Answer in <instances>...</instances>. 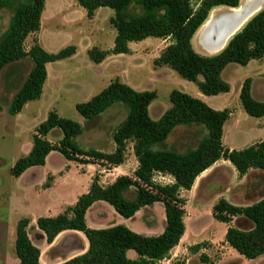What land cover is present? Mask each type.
<instances>
[{
    "label": "trees",
    "instance_id": "16d2710c",
    "mask_svg": "<svg viewBox=\"0 0 264 264\" xmlns=\"http://www.w3.org/2000/svg\"><path fill=\"white\" fill-rule=\"evenodd\" d=\"M15 0H0V8L9 6ZM76 0L88 18L102 7L113 10L110 23L116 30L114 46L103 51L92 47L87 51L91 62L99 64L110 54H128L129 42L146 38L170 39L154 61L155 66H168L183 79L194 83L205 96H216L230 91V85L221 78V73L230 63L246 66L251 60H261L264 56V8L253 15L235 33L224 48L214 55L196 52L191 44L193 35L208 18L209 12L219 6L236 8L240 0ZM141 8V13L132 15L131 5ZM45 0H23L14 9L6 32L0 39V72L8 64L29 57L33 63L24 83L14 95L8 113L19 114L23 107L38 100L47 79V63L67 59L76 53V47L66 46L56 53H49L35 40L26 51L24 42L28 35L39 31ZM154 91H136L118 79L86 102L75 106L85 119H93L114 103L128 107L126 119L112 134L115 150L103 153L83 150L75 142L82 133L80 123L61 117L55 110L35 128L32 147L28 154L19 157L10 173L17 178L31 167L45 165L46 157L58 151L69 161L82 164L90 160H100L110 166L121 165L125 160L127 142L133 143V152L138 166L134 179L122 175L111 184L103 186L95 176L87 193L78 197L74 205L68 206L55 217H39L38 229L45 235L47 243L63 231L81 232L88 241V249L62 264H157L168 258L185 233L184 205L181 190H190L195 179L215 162H229L239 177L251 169L264 171V141H258L243 149H229L223 145L224 124L229 118L228 109L215 110L199 98L179 90L169 95L171 107L158 119L149 116L148 107L156 98ZM239 101L245 113L251 117L264 116V101H257L251 95V79L246 78L240 88ZM201 126L206 135L194 148L179 152L173 148L159 147L177 126ZM59 129L62 138L55 146L47 140L52 129ZM155 173L170 175L172 184H157ZM134 189V196L126 194ZM97 201L109 204L121 217H133L141 208L162 203L165 226L157 236L136 233L124 225H114L95 229L87 226L85 215L89 207ZM213 217L227 224L225 243L248 260L264 255V198L251 205H234L220 198L212 207ZM242 217L252 223L248 230L230 225L232 219ZM28 218H22L16 225L14 250L18 264H39L40 250L28 237ZM202 244L190 246L193 253L202 249ZM132 250L136 259L127 257Z\"/></svg>",
    "mask_w": 264,
    "mask_h": 264
},
{
    "label": "rangeland",
    "instance_id": "374dc122",
    "mask_svg": "<svg viewBox=\"0 0 264 264\" xmlns=\"http://www.w3.org/2000/svg\"><path fill=\"white\" fill-rule=\"evenodd\" d=\"M244 1L240 0V4ZM21 2L23 0H15L9 6L0 8V39L9 26L14 9ZM192 4L196 7L198 1L192 0ZM102 8L101 11L97 9L93 17L88 18L85 10L77 4L76 0H45L40 29L27 36L24 42L25 50L28 51L35 40L49 53H56L69 45L75 46L77 53L78 46L79 52L74 58L62 63L53 62L50 70L59 73H71L74 75L73 78H86L90 74V66L96 64L89 60L87 51L92 47L108 51L114 46L116 30L110 23V18L114 12L108 7ZM263 8L264 4L261 10ZM228 11L230 8L219 6L213 8L208 16L213 13L218 15ZM129 12L132 15H138L141 13V8L133 4L129 8ZM98 40L102 42L103 48L92 45ZM112 40L113 46L107 50L106 48L111 45ZM169 42L170 39L152 37L142 41L129 42L128 54H110L101 62L106 66L103 80V85L106 87L113 80L118 79L136 91H154L156 93L157 97L148 107L149 116L153 120H158L171 107L169 95L172 90L176 89L191 96L194 92H198L194 83L183 79L168 66L154 65V61ZM191 44L193 49L200 54H216L203 50L198 42L197 32L193 35ZM257 61L259 60L253 61L248 67L230 63L221 73V78L230 85V91L227 94L216 95L213 97V102L220 105L224 104V109H228L230 112L223 130V142L227 148L231 146L236 149H243L247 145H251L249 143L264 141V116L255 118L247 115L239 101L240 88L246 78L251 79L252 97L257 101H264V76H256L259 65ZM32 66L31 59L26 57L6 65L0 72V264H5V261L9 260H16L19 263L14 250L15 225H17L16 221L19 218L22 219L23 212L18 207L16 200L10 197V192L16 184V179L11 175L10 170L19 157L28 154L30 151L35 128L47 118L48 112L57 110L56 112L59 111L62 117L80 123L84 129L75 138L77 145L83 150H96L103 153H110V143H114L112 134L128 114V107L117 102L95 118L85 120L72 104L75 100L82 101L85 96H80L77 88L71 89L64 82V91H61L60 94L52 95L45 91L38 100L29 101L19 114L12 116L8 113V107L24 83ZM52 81L50 78L48 86L51 84L54 86L55 82ZM257 123L263 124V126L260 125V129H258L256 128ZM235 126L240 128L235 130ZM52 130L47 134L49 142L59 146L58 138L62 137V132L57 128ZM205 135L206 130L201 126H177L163 146L159 147L173 148L179 152H184L194 148ZM126 147L125 160H128L126 166L129 170L126 176L134 179L135 171L133 170L137 168L135 164L137 159L133 154L134 152L129 151L133 150V143L127 142ZM130 156L131 159H129ZM88 160L90 161L87 164L99 165L100 170L103 171L102 178L99 179V183L103 186L109 185L116 174L121 172L108 171V169L116 166H110L104 161ZM67 161L71 162L70 165L73 168L87 165L78 161H69L56 150L49 157V165L55 169L63 167L67 169L64 165ZM234 170L230 164L229 166L220 165L212 183L205 188L200 186L197 195L196 193L191 194L190 198L183 195L188 190L180 191L181 197L185 199L184 223L186 232L180 244L171 250L168 258L159 261L157 264H264V255L257 259L248 260L221 241V232L227 224L224 225L213 217L212 207L220 198H223L222 196H227L228 202L241 206L251 205L264 198V171L251 169L240 183L241 178L237 173H234L236 172ZM40 181L44 182V186H48L51 183V178L46 175L44 179L39 180L38 184ZM153 181L165 185L172 184L174 179L167 174L155 173ZM126 196L132 198L134 189L131 188ZM106 205L110 206L107 203ZM136 217L129 221L123 217L111 218L110 214L107 213L104 221H113V224L124 225L127 228L130 226L137 227V230L142 231L145 235H151L148 231H152L156 235L165 226L162 203L145 208ZM230 225L242 230H248L252 227V223L242 217L233 218ZM198 243L203 246L198 252L193 253L188 250L190 246Z\"/></svg>",
    "mask_w": 264,
    "mask_h": 264
},
{
    "label": "crops",
    "instance_id": "0c3cea01",
    "mask_svg": "<svg viewBox=\"0 0 264 264\" xmlns=\"http://www.w3.org/2000/svg\"><path fill=\"white\" fill-rule=\"evenodd\" d=\"M101 9L103 8H99L98 11H101ZM92 45L101 46V48H103L102 42L100 40H98V42H94ZM112 46H113V40L111 42V45L106 49L108 50L112 48ZM78 52H79V47L77 46V53H75L73 56L67 59L57 62L62 63L63 61L71 60L78 54ZM253 61L255 60H251L244 67H248L251 63H253ZM257 62L259 63V65L257 68L256 76H264V56L261 60ZM52 63H47L46 65L47 79L43 86L41 96L45 91L46 92L48 91L52 95L60 94L61 91H64L63 85L64 82H66L71 89L77 88L76 90L78 91V94H80V96H85V99H83L82 101H88L106 87L105 85H103V80L105 78L104 76L106 73L105 71L106 66L103 63L92 64V66H90L91 67L90 74L86 78H82V79H78L77 77L73 78L74 75L71 73L66 74L64 72L59 73L57 71H53V70L51 71L50 66L52 65ZM50 78L51 81L53 80L52 82H55L54 86H52V84L51 86H48V82ZM192 96L201 99L208 106H210L215 110L224 109V104L220 105L218 103L213 102V97L215 96H205L201 94L199 90L198 92H194ZM82 101L75 100L73 101L72 104L76 106V104ZM58 114L60 115V112ZM256 125H257L256 128L258 129H260L261 127L260 125L263 126V124H259V123H257ZM236 128L239 129L240 127L235 126L234 129L237 130ZM52 131L53 130H51L50 132ZM61 138L59 137L58 140H60ZM48 141L50 140L48 139ZM222 142H223V137H222ZM223 145L227 147V145L224 144V142ZM110 146L111 147L109 152L111 153L115 149V143L111 142ZM228 148L236 149L231 146ZM129 151L133 152L132 149ZM52 152L49 153V155L46 157L44 166L31 167L27 169L24 173H22L19 177L15 178L16 184L12 189V191L10 192V197H13L16 200L18 207L23 212L21 218H29L30 220V224L27 231L32 243L40 250V256H39L40 264H62L76 256L82 255L88 249V241L85 238V236L81 232L73 231V230H66L61 232L60 234L57 235V237L53 240L52 243L50 244L47 243L45 235L43 234V232H41L38 229L36 225V220L39 217H55L61 214L66 207L74 205L79 196L88 192L93 177L97 174L99 179H101L102 178L101 174L103 173V171L100 170L99 165L96 166V164L94 165L87 164V165H83V167L73 168V166L70 165L71 162L68 161L64 163L67 169H64V167L60 169H55L49 165V157L50 155H52ZM129 159H131V156L129 157ZM126 161L128 160H125L121 165L112 167V169H108V171H112V172L121 171L116 174L115 178H113V180H111L109 184H111L116 179V177L128 174L127 172L129 170H128V166H126L127 165ZM135 164L137 167L138 162L136 161ZM229 164H230L229 162L224 160H219L215 162L211 167L203 171L195 179L191 189L185 191L183 195H185L187 198L188 197L190 198V195L191 194L193 195L194 193H196L197 195V191L200 188V186L202 188H205V186L208 187L210 183H212V179L214 178L215 173L220 165L229 166ZM46 175L50 176L51 183L48 186H44V182L40 181V184H38L39 180L44 179ZM245 176L240 177L241 178L239 181L240 183H242ZM222 197L225 198L227 201H229V198L227 196H222ZM156 204L159 203H154L153 205L141 208L133 217L128 218L126 220L129 221H132V219L134 220V218H137L136 215L139 214L142 210L148 207H154ZM107 213L110 214L111 218L121 217L118 214H116V212L111 206H107L106 202L97 201L93 203L91 207H89L85 215L87 226L90 228L101 229L116 225L112 223L113 221L111 222L104 221V218H106ZM227 227L228 226H226V228H223L221 232V239H222L221 241H223L224 243H225L224 237ZM129 229L136 233L145 235L144 233H142V231H138L137 227L130 226ZM163 229L156 235H154L152 231H148L150 232L149 234L151 235H145V236H157L162 233ZM184 235L182 236L181 240L183 239ZM127 257L130 259H136L137 255L135 254L134 251L129 250L127 251ZM5 264H18V263L16 262V260H12V261L9 260V261H5Z\"/></svg>",
    "mask_w": 264,
    "mask_h": 264
},
{
    "label": "bare ground",
    "instance_id": "6f19581e",
    "mask_svg": "<svg viewBox=\"0 0 264 264\" xmlns=\"http://www.w3.org/2000/svg\"><path fill=\"white\" fill-rule=\"evenodd\" d=\"M264 0H245L238 7L218 15L210 14L197 31L200 46L208 53H217L243 25L261 10Z\"/></svg>",
    "mask_w": 264,
    "mask_h": 264
},
{
    "label": "water",
    "instance_id": "95a60500",
    "mask_svg": "<svg viewBox=\"0 0 264 264\" xmlns=\"http://www.w3.org/2000/svg\"><path fill=\"white\" fill-rule=\"evenodd\" d=\"M230 9H232V8H230Z\"/></svg>",
    "mask_w": 264,
    "mask_h": 264
}]
</instances>
